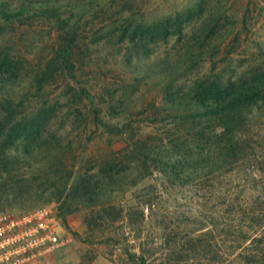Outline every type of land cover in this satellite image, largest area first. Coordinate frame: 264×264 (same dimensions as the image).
Listing matches in <instances>:
<instances>
[{"label":"rangeland","instance_id":"obj_1","mask_svg":"<svg viewBox=\"0 0 264 264\" xmlns=\"http://www.w3.org/2000/svg\"><path fill=\"white\" fill-rule=\"evenodd\" d=\"M11 70L0 117L43 124L34 145L7 149L27 187L0 212L52 205L69 238L37 264H248L238 247L259 197L264 208V95L235 125L214 110L223 91L264 88V0H0ZM221 134L240 161L216 179L178 163L219 150Z\"/></svg>","mask_w":264,"mask_h":264},{"label":"trees","instance_id":"obj_2","mask_svg":"<svg viewBox=\"0 0 264 264\" xmlns=\"http://www.w3.org/2000/svg\"><path fill=\"white\" fill-rule=\"evenodd\" d=\"M2 75L5 77L4 81H11L12 79L19 77V74L12 70L2 73L0 72V76ZM245 88L249 93L246 92L244 98L239 96V91H237L238 88H234L228 100H223L221 96L225 94L224 91L220 93L218 99L222 102H216L217 108L214 110V118L223 121V124L225 125L230 123H233L234 125L237 124L236 121L241 119L239 116L242 114V110L245 112L247 109H250V106L258 100L260 95H264V88H259L254 80L248 83ZM215 92L216 91H214L213 94ZM13 104L14 101L9 97L4 100L0 99L1 113H3V115H8L12 110ZM229 111L235 112L233 118H229ZM42 124L43 122L38 119L21 118L19 120H9L6 116L0 117V130L5 132V135L0 142V144L2 143L0 149V165H3L7 170V172L0 174V201L4 198L20 200L24 195V189L27 187V183L23 180L22 176L19 175L18 169H13L8 172L6 166L12 164L16 159H9L11 157L7 149L16 146L20 142H27L34 145L37 141L35 134L41 129ZM205 126H209V124L205 123ZM214 141L220 143L221 148L219 150L215 151L208 148L206 151L202 150L199 153L194 150L188 160H182L184 158H179L178 163H183L185 168L192 167V174L199 178L207 176L209 179H216V177H218L216 175L220 174L223 168L227 167L230 163L240 161V152L235 147L234 139L228 135H218ZM189 161H193L194 164L189 166L187 164ZM0 172L2 171L0 170ZM254 178L258 179L259 175H254ZM261 200V197H259L257 202L255 201L259 206L254 209L256 211L253 214L254 217L256 216L255 219L259 218L260 221H256L257 224L250 226L251 228L249 230L244 231L245 228L241 227V244L238 249H242V256L249 261L247 262L248 264H264V208L260 207ZM248 205L251 208V205ZM60 215L62 216L61 213ZM253 219L254 218L252 217V220ZM248 223L250 222H247L246 224ZM246 229H248V227H246ZM131 257L134 258L135 262L138 260V263L136 264H148L147 259L145 260L143 257H139L137 253L131 254Z\"/></svg>","mask_w":264,"mask_h":264},{"label":"built area","instance_id":"obj_3","mask_svg":"<svg viewBox=\"0 0 264 264\" xmlns=\"http://www.w3.org/2000/svg\"><path fill=\"white\" fill-rule=\"evenodd\" d=\"M68 242L64 218L52 205L0 212V264H37Z\"/></svg>","mask_w":264,"mask_h":264}]
</instances>
